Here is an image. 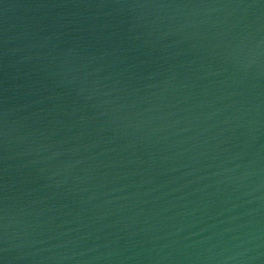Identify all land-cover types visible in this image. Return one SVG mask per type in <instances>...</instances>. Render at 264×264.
I'll return each instance as SVG.
<instances>
[{
    "label": "water",
    "instance_id": "water-1",
    "mask_svg": "<svg viewBox=\"0 0 264 264\" xmlns=\"http://www.w3.org/2000/svg\"><path fill=\"white\" fill-rule=\"evenodd\" d=\"M0 264H264V0H0Z\"/></svg>",
    "mask_w": 264,
    "mask_h": 264
}]
</instances>
